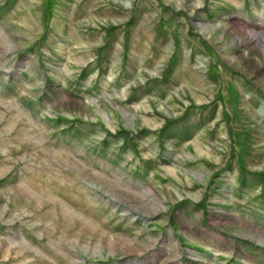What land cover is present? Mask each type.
Masks as SVG:
<instances>
[{"label":"rangeland","instance_id":"374dc122","mask_svg":"<svg viewBox=\"0 0 264 264\" xmlns=\"http://www.w3.org/2000/svg\"><path fill=\"white\" fill-rule=\"evenodd\" d=\"M264 0H0V264H264Z\"/></svg>","mask_w":264,"mask_h":264},{"label":"bare ground","instance_id":"6f19581e","mask_svg":"<svg viewBox=\"0 0 264 264\" xmlns=\"http://www.w3.org/2000/svg\"><path fill=\"white\" fill-rule=\"evenodd\" d=\"M256 40H257L258 42H260V43H263V46H264V37L261 38L260 35H257V36H256Z\"/></svg>","mask_w":264,"mask_h":264}]
</instances>
